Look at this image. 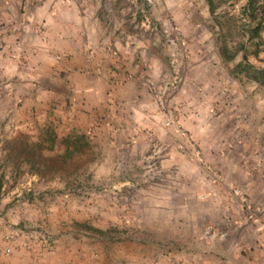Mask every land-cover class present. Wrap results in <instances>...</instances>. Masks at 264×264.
<instances>
[{
	"label": "rangeland",
	"instance_id": "374dc122",
	"mask_svg": "<svg viewBox=\"0 0 264 264\" xmlns=\"http://www.w3.org/2000/svg\"><path fill=\"white\" fill-rule=\"evenodd\" d=\"M211 1L0 0V264H264V155L251 130L227 119L221 148L204 152L181 124L190 53L211 44L241 55L248 41V0ZM259 41L247 48L264 52ZM77 43L146 83L160 118L144 128L126 113L102 132L70 133L88 144L64 159L61 125L29 133L5 87L18 80L12 58L40 71L43 47L48 67Z\"/></svg>",
	"mask_w": 264,
	"mask_h": 264
},
{
	"label": "crops",
	"instance_id": "0c3cea01",
	"mask_svg": "<svg viewBox=\"0 0 264 264\" xmlns=\"http://www.w3.org/2000/svg\"><path fill=\"white\" fill-rule=\"evenodd\" d=\"M210 36L211 33H207L204 39L208 40ZM247 44L245 49H241V55L237 51L230 53L226 50L223 53L221 48H210L211 44H205L197 58L190 53V70L183 82L180 98V119L189 134L201 141L204 152L212 146L221 148L224 142L220 128L225 126V120L230 119L235 128L242 126L251 130V144L264 155V82L251 77L254 74L252 68L250 75L243 70L249 63L256 69L264 68V52L259 48L256 54L247 48ZM81 45L77 43L78 48L72 50L65 60L53 58V64L48 67H45V55H51L43 47L42 53L38 54L43 59L40 71L14 69V58L8 62V67H13L9 78L18 80L7 83L5 91L9 95L5 102L14 101L20 107L19 124L29 133L53 122L55 126L56 123L61 125L58 127L63 130L62 135L75 131L90 134L95 129L102 132L98 126L107 128L111 121H128L125 119L127 113L131 119H138L141 125H146L144 128L157 127L160 114L148 94L146 83H140L137 76L123 75L122 69L112 72L111 65L118 63L113 55L101 48L89 49L84 47L85 44ZM12 55L18 56L16 53ZM33 55L31 60L35 61ZM27 65H31L29 60ZM63 67L68 69L66 77L69 83L61 88L57 81L61 79ZM47 77L53 79V85L44 84ZM30 88L36 92L31 93ZM243 106L244 109L241 108ZM137 115H142V118H136ZM33 178L43 180L36 174ZM46 183L52 187L51 180ZM44 189L50 190L46 186ZM59 248V245H54L52 253L55 254Z\"/></svg>",
	"mask_w": 264,
	"mask_h": 264
},
{
	"label": "trees",
	"instance_id": "16d2710c",
	"mask_svg": "<svg viewBox=\"0 0 264 264\" xmlns=\"http://www.w3.org/2000/svg\"><path fill=\"white\" fill-rule=\"evenodd\" d=\"M211 4L212 1L210 0ZM246 11L251 16V23L248 26L247 33L248 36V43H255L260 44L259 40L261 38V33L264 28V4H258L257 0H248V4L246 6ZM245 45L242 46V49H245ZM225 51V50H224ZM258 51H255L257 54ZM246 59V56L244 57ZM241 67V70L243 69L242 64L239 65ZM247 73L250 75V69L252 68L254 71V74L251 75L254 79H259L264 82V68L256 69L252 64H247V66H244ZM242 70V71H243ZM46 141L50 142L49 149H53L54 145L56 144L55 136L53 138L49 137L45 139ZM63 142L66 145L65 153L63 155L64 159L69 158L74 152H78L83 150L85 146H87L88 142L86 140L85 134L76 135L75 138L71 134H68L63 139ZM38 146H41V143H38Z\"/></svg>",
	"mask_w": 264,
	"mask_h": 264
}]
</instances>
